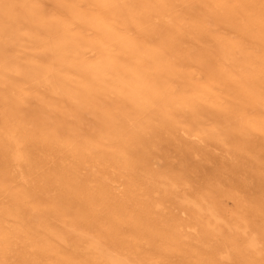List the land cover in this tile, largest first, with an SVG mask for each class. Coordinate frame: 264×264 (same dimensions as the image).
Listing matches in <instances>:
<instances>
[{"label":"bare ground","instance_id":"bare-ground-1","mask_svg":"<svg viewBox=\"0 0 264 264\" xmlns=\"http://www.w3.org/2000/svg\"><path fill=\"white\" fill-rule=\"evenodd\" d=\"M0 113V264H264V201L135 160L156 128L264 158V0H0Z\"/></svg>","mask_w":264,"mask_h":264},{"label":"rangeland","instance_id":"rangeland-1","mask_svg":"<svg viewBox=\"0 0 264 264\" xmlns=\"http://www.w3.org/2000/svg\"><path fill=\"white\" fill-rule=\"evenodd\" d=\"M2 114L0 113V122ZM202 128L208 129L212 122L206 117H201ZM179 132L175 136H166L165 132L156 128L154 135L145 138L150 139L140 148L136 149L135 160L142 157L155 171L165 170L176 173L182 181L177 190V195H194L205 190L217 189L219 192L230 191L249 205H259L264 201V158L261 157V149L245 151L231 144H221L210 141V145L200 141L198 135L185 140ZM253 136H259L257 132ZM144 139V140H145ZM222 146H221V145ZM51 163L48 165L50 168ZM114 183L115 191L123 189L121 180ZM168 204L177 205L171 200L172 194H168ZM179 197V198H180ZM220 202L229 204L230 198L219 196ZM248 216V210L245 211ZM252 225L263 223L264 215L254 213L249 216ZM190 233L196 234L192 228Z\"/></svg>","mask_w":264,"mask_h":264}]
</instances>
